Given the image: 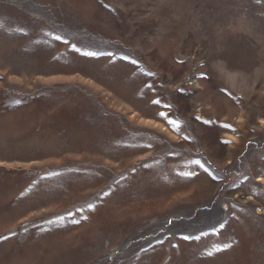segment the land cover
<instances>
[{
	"label": "rangeland",
	"instance_id": "obj_1",
	"mask_svg": "<svg viewBox=\"0 0 264 264\" xmlns=\"http://www.w3.org/2000/svg\"><path fill=\"white\" fill-rule=\"evenodd\" d=\"M0 264H264V0H0Z\"/></svg>",
	"mask_w": 264,
	"mask_h": 264
},
{
	"label": "snow or ice",
	"instance_id": "obj_2",
	"mask_svg": "<svg viewBox=\"0 0 264 264\" xmlns=\"http://www.w3.org/2000/svg\"><path fill=\"white\" fill-rule=\"evenodd\" d=\"M57 39H59V37H57ZM85 55H89V56H96L98 55L95 52H90V53H85ZM74 223H78V221H73ZM185 239H188V237H185ZM212 253H209V255H211Z\"/></svg>",
	"mask_w": 264,
	"mask_h": 264
}]
</instances>
